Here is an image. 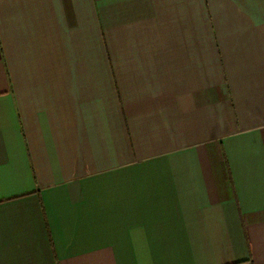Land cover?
<instances>
[{
	"label": "crops",
	"instance_id": "0c3cea01",
	"mask_svg": "<svg viewBox=\"0 0 264 264\" xmlns=\"http://www.w3.org/2000/svg\"><path fill=\"white\" fill-rule=\"evenodd\" d=\"M0 264H264V0H0Z\"/></svg>",
	"mask_w": 264,
	"mask_h": 264
}]
</instances>
